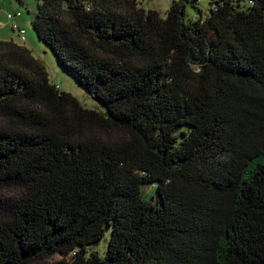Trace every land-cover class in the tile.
<instances>
[{
  "label": "trees",
  "instance_id": "1",
  "mask_svg": "<svg viewBox=\"0 0 264 264\" xmlns=\"http://www.w3.org/2000/svg\"><path fill=\"white\" fill-rule=\"evenodd\" d=\"M188 2L37 1L103 112L0 40V264H264V0Z\"/></svg>",
  "mask_w": 264,
  "mask_h": 264
},
{
  "label": "rangeland",
  "instance_id": "2",
  "mask_svg": "<svg viewBox=\"0 0 264 264\" xmlns=\"http://www.w3.org/2000/svg\"><path fill=\"white\" fill-rule=\"evenodd\" d=\"M37 1L38 0H0V24H3V27H0V39L13 40L18 44L25 45L31 50L35 58L43 62L49 82L54 84L59 91L71 94L77 99L80 105L86 109L103 112L104 108L101 103L93 99L79 82L73 78L72 74L57 63L51 49L38 40L32 27V21L37 12ZM137 1L145 10H155L159 13L161 18H165L173 0ZM208 2L209 0H197L194 2L189 0V2L186 3V19L197 17V10L207 8ZM192 4H194V6ZM18 12L21 13V17L15 23V26L25 30V41L19 38L17 31L12 26L13 24L8 19V14H16ZM141 191L146 200H150L156 196V188L153 185H143ZM110 234L111 228L107 227L103 238L97 243L90 244L87 247V257L93 251H97L100 256H104L107 251ZM58 257L59 256H56L55 258Z\"/></svg>",
  "mask_w": 264,
  "mask_h": 264
},
{
  "label": "built area",
  "instance_id": "3",
  "mask_svg": "<svg viewBox=\"0 0 264 264\" xmlns=\"http://www.w3.org/2000/svg\"><path fill=\"white\" fill-rule=\"evenodd\" d=\"M21 17V13L18 12L16 14H8L9 21L13 24V28L17 31L19 38L22 41H25V30L23 28H18L15 26V23L17 22V19Z\"/></svg>",
  "mask_w": 264,
  "mask_h": 264
},
{
  "label": "crops",
  "instance_id": "4",
  "mask_svg": "<svg viewBox=\"0 0 264 264\" xmlns=\"http://www.w3.org/2000/svg\"><path fill=\"white\" fill-rule=\"evenodd\" d=\"M17 21H18V19H17ZM0 27L2 28L3 27V24H0ZM26 34V33H25ZM1 40V39H0Z\"/></svg>",
  "mask_w": 264,
  "mask_h": 264
}]
</instances>
